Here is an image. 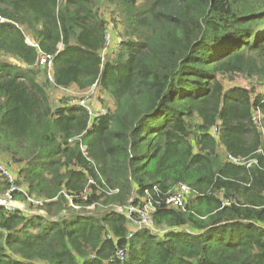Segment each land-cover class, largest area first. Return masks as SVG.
Instances as JSON below:
<instances>
[{"label":"trees","instance_id":"16d2710c","mask_svg":"<svg viewBox=\"0 0 264 264\" xmlns=\"http://www.w3.org/2000/svg\"><path fill=\"white\" fill-rule=\"evenodd\" d=\"M95 84L114 109L49 93ZM0 157V264H264V0H0ZM146 199L165 232L129 238Z\"/></svg>","mask_w":264,"mask_h":264},{"label":"built area","instance_id":"2783aa9c","mask_svg":"<svg viewBox=\"0 0 264 264\" xmlns=\"http://www.w3.org/2000/svg\"><path fill=\"white\" fill-rule=\"evenodd\" d=\"M2 20V19H1ZM27 42L32 46H37V44L30 38L27 39ZM52 60L53 56L51 54H42L39 59L37 60V65H45L48 67L49 79L51 80V70H52ZM96 84L93 86L95 87ZM81 106H83L90 114V110L88 109V105L86 104L85 100L81 101H74ZM93 115V114H92ZM214 137H218L219 129L215 127L212 131ZM232 161L235 163H243L244 160L239 158H232ZM0 177L3 178L7 183V188L0 196V207L3 208L6 212H14L15 210L19 209L26 213H30L29 210L26 209L25 204L22 201L17 199L18 192H25L24 186H21L18 182L17 173L9 168L6 163L0 158ZM191 188L186 184H181L174 192H172L169 197L167 198L166 202L168 205L177 208L183 209L186 206V202L188 196L191 193ZM30 203L37 204L39 201L35 200L34 198L28 197ZM21 202L23 205H19ZM94 207V206H93ZM90 207V208H93ZM78 209L79 207H75ZM120 212H122L127 219L131 221V230L129 231L128 237L131 238L134 233L138 230L148 229L153 233L162 234L165 232V229H160L155 225V221L153 218V213L155 211L154 205L151 201L145 200L143 205L134 204L131 200L130 203L125 208H118ZM136 215V217H134ZM1 222V218H0ZM117 256L119 260L124 261L126 258V253L120 249L117 252Z\"/></svg>","mask_w":264,"mask_h":264},{"label":"rangeland","instance_id":"374dc122","mask_svg":"<svg viewBox=\"0 0 264 264\" xmlns=\"http://www.w3.org/2000/svg\"><path fill=\"white\" fill-rule=\"evenodd\" d=\"M103 15L108 16V17L110 16L108 14V12L103 13ZM109 30L110 31H109V35H108V41H107V46H106L105 52H108L111 48L118 46V44H114L116 40L113 38V36H119L118 35L119 32L117 31V29L115 27H113L112 24L109 27ZM117 41H118V39H117ZM43 78L46 79L47 77L43 76ZM235 83L247 86L250 83V81H248V79L245 77H239L235 81ZM49 93L51 96V100L53 101V103L55 105L59 104L63 100H67V99L72 100V102L85 100L86 104L88 105V109L90 110V112L92 114H100V113H104L105 111L108 110L107 107H104V105L102 103V101H105L106 104L111 109H114V101L111 98H109L108 96H105L100 91L99 86H97V85L95 87L90 88L87 91H79L75 87H71L68 89L52 87L49 90Z\"/></svg>","mask_w":264,"mask_h":264},{"label":"crops","instance_id":"0c3cea01","mask_svg":"<svg viewBox=\"0 0 264 264\" xmlns=\"http://www.w3.org/2000/svg\"><path fill=\"white\" fill-rule=\"evenodd\" d=\"M114 39H116L115 36H113ZM95 115V114H94ZM12 169V168H11ZM3 182L0 181V196L4 192V190L7 188V186L4 188V185L2 184Z\"/></svg>","mask_w":264,"mask_h":264},{"label":"water","instance_id":"95a60500","mask_svg":"<svg viewBox=\"0 0 264 264\" xmlns=\"http://www.w3.org/2000/svg\"><path fill=\"white\" fill-rule=\"evenodd\" d=\"M19 205L21 206V205H23L21 202H19Z\"/></svg>","mask_w":264,"mask_h":264}]
</instances>
